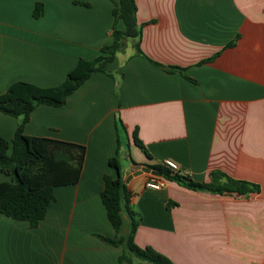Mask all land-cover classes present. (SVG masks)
I'll use <instances>...</instances> for the list:
<instances>
[{
  "label": "crops",
  "instance_id": "0c3cea01",
  "mask_svg": "<svg viewBox=\"0 0 264 264\" xmlns=\"http://www.w3.org/2000/svg\"><path fill=\"white\" fill-rule=\"evenodd\" d=\"M37 3L45 6L40 19ZM136 4L145 56L130 45L109 64L111 75L96 72L65 106L32 113L27 136L84 145L85 165L77 184L56 188L37 228L0 213V264H119L125 245L99 236L126 240L130 221L124 215L116 235L101 195L105 176L118 177L109 161L125 146L128 180L120 173L140 219L138 246L175 264H264V0ZM113 9L111 0H0V94L17 82L59 86L81 59L100 56L113 41ZM17 129L0 112V135L11 141ZM136 129L150 158L134 144ZM168 159L196 182L222 172L260 192L218 195L135 175ZM150 177L165 187L146 188ZM11 181L0 173V183Z\"/></svg>",
  "mask_w": 264,
  "mask_h": 264
},
{
  "label": "trees",
  "instance_id": "16d2710c",
  "mask_svg": "<svg viewBox=\"0 0 264 264\" xmlns=\"http://www.w3.org/2000/svg\"><path fill=\"white\" fill-rule=\"evenodd\" d=\"M111 1L114 4L113 41L101 49L100 56L93 60L81 59L69 72L65 82L59 86L41 87L27 82H17L5 93L0 94V112L18 120V129L11 141L0 135V173L12 178L11 182L0 183V213L15 220L28 221L32 228H37L45 219L50 205L56 199V188L74 185L80 181L87 155L86 146L81 144L27 136L25 128L32 113L41 105L65 106L68 97L96 72L111 75L108 70L109 64L130 45L136 54L145 56L141 49L143 25L138 22L136 0ZM44 12V4L37 3L33 17L40 19ZM119 22L124 24V29L118 28ZM234 45L235 42H231L226 48ZM219 54L203 60L200 64L213 62ZM151 62L169 73L185 72L184 68ZM118 123L125 130L120 119ZM133 141L147 157H151L140 140L137 129L133 133ZM119 156L120 148L117 155L109 161L110 167L118 171V177L105 176V188L101 197L116 235L120 233L124 215L130 221V233L126 240L99 237L112 245H125L119 264H175L154 248H142L136 244L135 236L140 219L131 207V194L120 173ZM150 168L162 172L163 178L167 181L193 191L234 196L260 192V186L233 179L222 172H214L211 182L200 183L162 164Z\"/></svg>",
  "mask_w": 264,
  "mask_h": 264
},
{
  "label": "built area",
  "instance_id": "2783aa9c",
  "mask_svg": "<svg viewBox=\"0 0 264 264\" xmlns=\"http://www.w3.org/2000/svg\"><path fill=\"white\" fill-rule=\"evenodd\" d=\"M163 166L166 168L174 171L179 172V166L176 162L172 160H164L162 163ZM166 185V181L164 179H159L157 177H150L149 180H147L145 187L152 190H162Z\"/></svg>",
  "mask_w": 264,
  "mask_h": 264
},
{
  "label": "rangeland",
  "instance_id": "374dc122",
  "mask_svg": "<svg viewBox=\"0 0 264 264\" xmlns=\"http://www.w3.org/2000/svg\"><path fill=\"white\" fill-rule=\"evenodd\" d=\"M124 148H125V150H124L125 152L123 151L120 154L119 160H120L121 172L123 174H125L124 179L126 181L129 178V175H126V172L128 173L129 170L131 169L133 159L130 158V156H129L128 148L126 146Z\"/></svg>",
  "mask_w": 264,
  "mask_h": 264
},
{
  "label": "water",
  "instance_id": "95a60500",
  "mask_svg": "<svg viewBox=\"0 0 264 264\" xmlns=\"http://www.w3.org/2000/svg\"><path fill=\"white\" fill-rule=\"evenodd\" d=\"M142 172L152 173V174H154V175H156L158 177H163L164 176L162 172H159V171H156V170H152L148 166H143L140 171L135 173V175H140V174H142Z\"/></svg>",
  "mask_w": 264,
  "mask_h": 264
}]
</instances>
